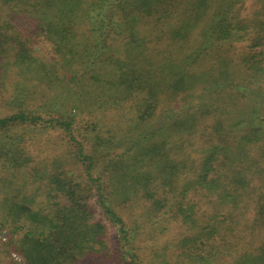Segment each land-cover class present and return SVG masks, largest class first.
Listing matches in <instances>:
<instances>
[{
  "label": "trees",
  "instance_id": "1",
  "mask_svg": "<svg viewBox=\"0 0 264 264\" xmlns=\"http://www.w3.org/2000/svg\"><path fill=\"white\" fill-rule=\"evenodd\" d=\"M243 1L0 0L1 164H27L28 126L64 132L77 163L4 199L8 264H264V0ZM166 222L176 239L147 246L140 225Z\"/></svg>",
  "mask_w": 264,
  "mask_h": 264
},
{
  "label": "rangeland",
  "instance_id": "2",
  "mask_svg": "<svg viewBox=\"0 0 264 264\" xmlns=\"http://www.w3.org/2000/svg\"><path fill=\"white\" fill-rule=\"evenodd\" d=\"M251 2L253 1L244 0L238 5L236 12H239L243 15L248 13L250 14V11L252 10ZM33 37V41L31 42V46L33 48L32 50L36 51L37 54L42 55L45 58L44 60H46V56L49 57L51 55V44L40 33H33ZM243 49H245L244 51L248 50L246 45L237 42L232 51L233 53L238 54L241 53L240 51ZM258 49L263 50L264 52V45L258 47L257 49L252 48L250 51ZM122 106L123 110L110 109L105 112V117L103 118L104 121L102 122L105 128H109L108 126L114 125L113 123H123L121 115L128 114L130 107L125 105V103H123ZM6 113L7 111L5 108H0V115ZM81 119V124L83 126L86 116L81 117ZM82 128L80 129L81 131H83ZM20 131L24 133V141L23 146H19L20 149H17L21 152L17 155L18 158H21L20 161H22V163H24L26 159L27 164L24 163V165L19 169L6 168L1 164L4 161L3 156L0 158V205H2V202H4V199L7 196H11V194L17 191V189L22 192L20 194H32L33 199H38L40 196H42L44 191L47 190V187L44 185L46 184L45 179L38 180L35 177L32 179L34 182L30 179V177L37 176L38 173H43L42 177H45L46 174H51V171L53 170L74 167L77 168V163L73 158L75 147L69 141V137L61 130L49 128L41 129L38 127L34 129L28 126L26 128L20 129ZM20 142L22 141L20 140ZM2 144L3 143H0V145ZM5 145L9 146L8 144ZM86 145L88 146V141H86ZM27 180H31V183H26ZM19 200L21 199H16V201ZM144 204L145 202H143L141 199L132 201L126 205V209L129 211L131 217L140 219V215L142 214H140V212L142 205ZM92 206L95 208V213H98V205L92 203ZM9 220H11V218L4 215L0 209V222H6L5 224H9L7 225L8 228H0V264H8L9 262L16 263L17 261H20L22 257L17 250L20 234L11 230V222H9ZM165 226L168 227L164 230L159 229L157 232L150 235L147 232L148 226L140 225V236L143 238V242L147 246L152 247L158 246L164 241L175 240L180 229L179 224L176 222H166Z\"/></svg>",
  "mask_w": 264,
  "mask_h": 264
}]
</instances>
